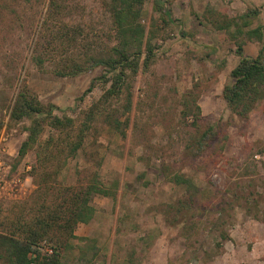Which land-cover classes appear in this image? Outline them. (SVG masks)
<instances>
[{
    "label": "rangeland",
    "instance_id": "374dc122",
    "mask_svg": "<svg viewBox=\"0 0 264 264\" xmlns=\"http://www.w3.org/2000/svg\"><path fill=\"white\" fill-rule=\"evenodd\" d=\"M57 1L72 5L62 24L78 26L89 41L115 42L108 40L112 34L108 0ZM158 1L170 16L156 10L155 0H146L143 16L146 38H153V62L148 70L141 68L130 77L131 110L125 111V99L114 103L117 116L129 117L126 136L99 117L83 149L59 173L61 186H78L98 171L104 187L113 192L96 195L93 219L76 229L93 247L83 255L78 248L83 241L73 239L66 260L73 264H264V101L248 117L234 114L227 105L223 89L232 83L231 71L240 56L236 40L216 26L257 8L258 16L244 29L261 26L264 30V0ZM50 3L0 0V180L6 181L5 186L0 183V233L8 230L15 213L26 208L37 188L33 151L19 157L31 120L11 117L20 90L27 87L42 102L66 108L79 123L111 86L97 80L92 92L79 99L92 79L107 72L98 66L75 76L56 74L65 56L60 41L50 47L42 67L34 61L35 48L48 37L45 22ZM239 37L245 55L261 53L264 59V37L262 41ZM191 96L201 107L197 121L192 115L182 116L183 101ZM208 127L212 128L210 144L201 148L198 141ZM48 135L49 130L43 138ZM176 173L207 190L210 204L195 216L185 210L172 223L175 214L168 213L167 205L186 195L185 187L173 179ZM223 230L229 239H222ZM49 249L44 241L43 252L49 254Z\"/></svg>",
    "mask_w": 264,
    "mask_h": 264
},
{
    "label": "trees",
    "instance_id": "16d2710c",
    "mask_svg": "<svg viewBox=\"0 0 264 264\" xmlns=\"http://www.w3.org/2000/svg\"><path fill=\"white\" fill-rule=\"evenodd\" d=\"M145 2L146 0L106 2L112 23V34L108 40H115L113 44H108L99 40L89 41V36L78 26L71 28L66 23L62 24L61 21L72 13V5L51 0L45 22L48 37L45 36L46 42L35 48L34 61L42 67L50 57V47L60 41L65 56L58 62L56 74L75 76L98 66L104 67L107 72L92 79L79 99L92 92L97 80L111 82V86L89 106L79 123L75 117L66 113V108L52 102H42L27 87L18 93L11 117L16 120H31L27 127V137L19 148V157L23 158L33 151L32 173L37 178V188L26 208L15 213L8 230L0 233L1 264H73L66 260V253L72 248L71 240L83 241L78 246L83 255L93 247L85 242L89 240L88 237L75 233L76 229L79 223H89L93 219L96 213V207L92 204L94 197L113 195V192L104 187L98 171L93 172L85 185L78 186H61L58 176L67 160L76 157L83 149L93 123L99 117H103L104 122L122 137L126 136L125 127L129 117L122 120V116H117L114 103L125 99V111L131 110L133 96L129 87L130 77H135L141 68L148 70L154 58L153 38H146L147 29L143 23ZM155 4L157 11L170 16L169 11L158 0H155ZM259 11L257 8H249L237 17L216 24L218 28H225L227 35L237 42L240 60L231 71L233 81L225 85L223 97L231 111L241 117H248L256 105L264 101V59L261 53L256 57L245 55L242 41L239 40L241 35L263 40V27L244 29L251 26ZM232 26L235 27L234 31L230 30ZM183 106V118L192 115L194 121L200 119L201 107L196 96L186 98ZM56 110H63V115L57 114ZM47 130L49 135L43 138ZM211 131L212 128L208 127L199 138L201 148L210 144ZM173 179L185 187L186 195L177 203L167 205L168 213L175 214L172 223L185 210L188 213L193 211L195 216L196 211L203 212L208 208L210 193L207 190L200 188L191 177L183 173H176ZM240 198L249 199L246 195H241ZM223 210L227 211L225 207ZM221 236L224 240L229 239L224 230L221 231ZM44 241L52 249L49 254L42 250ZM216 245L220 247L222 243L217 242Z\"/></svg>",
    "mask_w": 264,
    "mask_h": 264
},
{
    "label": "built area",
    "instance_id": "2783aa9c",
    "mask_svg": "<svg viewBox=\"0 0 264 264\" xmlns=\"http://www.w3.org/2000/svg\"><path fill=\"white\" fill-rule=\"evenodd\" d=\"M2 182L4 183V186H5L6 181L2 179V180H0V183H2ZM10 190H11L12 192H14V189H13V188H10ZM48 252L51 253V252H52V249H49Z\"/></svg>",
    "mask_w": 264,
    "mask_h": 264
}]
</instances>
